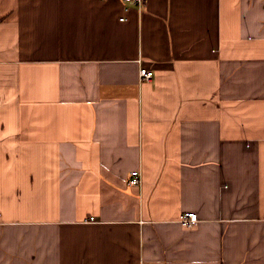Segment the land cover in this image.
I'll use <instances>...</instances> for the list:
<instances>
[{"label": "crops", "instance_id": "1", "mask_svg": "<svg viewBox=\"0 0 264 264\" xmlns=\"http://www.w3.org/2000/svg\"><path fill=\"white\" fill-rule=\"evenodd\" d=\"M0 264H264V0H0Z\"/></svg>", "mask_w": 264, "mask_h": 264}, {"label": "built area", "instance_id": "2", "mask_svg": "<svg viewBox=\"0 0 264 264\" xmlns=\"http://www.w3.org/2000/svg\"><path fill=\"white\" fill-rule=\"evenodd\" d=\"M124 2L135 5L138 7H142L144 5L145 0H123ZM124 20V17L121 18ZM154 76V72L152 70L147 69L146 67L140 68V78L142 80L150 81ZM130 184L137 185L141 182V171L139 169H134L131 171V177L129 180ZM89 220H95L94 216H91ZM180 222L185 227H193L199 221L198 213L196 211H186L180 216Z\"/></svg>", "mask_w": 264, "mask_h": 264}]
</instances>
